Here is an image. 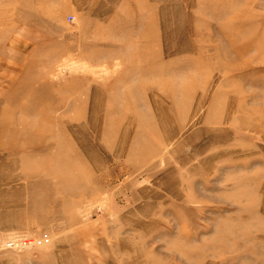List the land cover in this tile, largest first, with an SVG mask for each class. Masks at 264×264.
Wrapping results in <instances>:
<instances>
[{
	"label": "rangeland",
	"instance_id": "obj_1",
	"mask_svg": "<svg viewBox=\"0 0 264 264\" xmlns=\"http://www.w3.org/2000/svg\"><path fill=\"white\" fill-rule=\"evenodd\" d=\"M0 264H264V0H0Z\"/></svg>",
	"mask_w": 264,
	"mask_h": 264
},
{
	"label": "built area",
	"instance_id": "obj_2",
	"mask_svg": "<svg viewBox=\"0 0 264 264\" xmlns=\"http://www.w3.org/2000/svg\"><path fill=\"white\" fill-rule=\"evenodd\" d=\"M71 21V20H70Z\"/></svg>",
	"mask_w": 264,
	"mask_h": 264
}]
</instances>
